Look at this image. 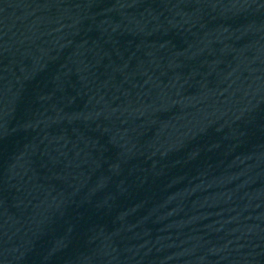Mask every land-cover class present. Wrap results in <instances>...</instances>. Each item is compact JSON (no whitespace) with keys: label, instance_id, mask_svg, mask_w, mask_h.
<instances>
[{"label":"water","instance_id":"95a60500","mask_svg":"<svg viewBox=\"0 0 264 264\" xmlns=\"http://www.w3.org/2000/svg\"><path fill=\"white\" fill-rule=\"evenodd\" d=\"M0 264H264V0H0Z\"/></svg>","mask_w":264,"mask_h":264}]
</instances>
